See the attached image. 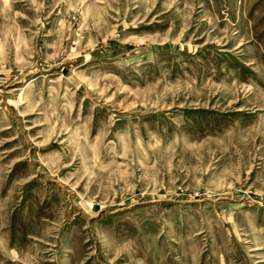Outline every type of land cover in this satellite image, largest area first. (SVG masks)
<instances>
[{"label": "rangeland", "instance_id": "1", "mask_svg": "<svg viewBox=\"0 0 264 264\" xmlns=\"http://www.w3.org/2000/svg\"><path fill=\"white\" fill-rule=\"evenodd\" d=\"M0 264H264V0H0Z\"/></svg>", "mask_w": 264, "mask_h": 264}]
</instances>
